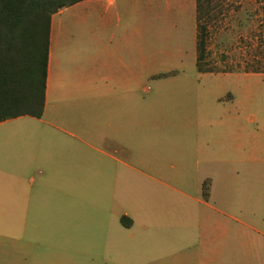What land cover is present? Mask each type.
Returning a JSON list of instances; mask_svg holds the SVG:
<instances>
[{
    "label": "crops",
    "instance_id": "crops-1",
    "mask_svg": "<svg viewBox=\"0 0 264 264\" xmlns=\"http://www.w3.org/2000/svg\"><path fill=\"white\" fill-rule=\"evenodd\" d=\"M192 1L196 17V0ZM144 5L145 0H78L51 14L43 112L40 116L21 114L0 120V127L6 122L17 125L8 132L0 130V189L3 180L16 187L21 171L34 164L47 172L40 180L42 184L75 187L67 179L65 182V174L75 161L86 159L103 166L124 163V156L128 158L131 121L141 124L146 120L130 117V92L147 71L144 38L131 35V27L138 29V9ZM194 27L196 34V19ZM155 58L156 49L149 57L150 68ZM163 119L189 128L196 124L195 132L185 139L190 152L183 155L181 163L193 168L189 177L198 184L200 194L189 196L198 202V215H188L186 209L176 215L170 210L166 227L161 222L163 213L148 211L135 229L136 213L123 208L119 213L123 227L104 230L106 252L120 250L125 259L157 264H264V137L257 118L250 115L236 120L228 132L224 123L211 129L213 121ZM3 157H8L5 169ZM126 164L184 193L177 179L165 175L166 170L158 163ZM205 181L207 195L203 194ZM230 190L232 195H227ZM26 197L29 208L25 215H33V189L27 190ZM111 207L113 211L112 203ZM123 216L126 221L130 219L129 224L124 223Z\"/></svg>",
    "mask_w": 264,
    "mask_h": 264
},
{
    "label": "rangeland",
    "instance_id": "rangeland-1",
    "mask_svg": "<svg viewBox=\"0 0 264 264\" xmlns=\"http://www.w3.org/2000/svg\"><path fill=\"white\" fill-rule=\"evenodd\" d=\"M153 1L145 0L144 7L138 9V29L131 27V35L144 38L147 71L130 92V117L146 120L141 124L131 121L128 158L124 156V163L103 166L86 159L75 161L65 174V182L75 187L42 184L47 172L38 164L21 171L17 188L3 180L0 264H25V259L59 264H157L125 259L120 250L107 253L104 230L123 227L119 220L123 208L136 213L135 229L148 211L163 213L161 222L166 227L170 210L176 215L185 209L188 215H198V202L190 197L200 194L198 184L189 177L193 168L181 163L183 155L190 152L186 141L196 124L189 128L163 118L213 121L211 129L224 123L228 132L234 121L253 115L264 137V0H202L200 21L208 32L206 56L217 67L233 68L204 72L198 71L195 63L194 1ZM130 11L133 13L132 7ZM154 49L156 58L150 68ZM15 128L16 124L6 122L0 130ZM203 130L207 131L206 126ZM125 159L143 166L158 163L165 175L177 179L184 193L148 172L127 168ZM2 162L5 169L8 157ZM111 181L115 183L106 184ZM29 188L34 194L33 215H25ZM214 190L217 195V186ZM231 191L227 195H232ZM94 230L103 232L95 234Z\"/></svg>",
    "mask_w": 264,
    "mask_h": 264
},
{
    "label": "trees",
    "instance_id": "trees-1",
    "mask_svg": "<svg viewBox=\"0 0 264 264\" xmlns=\"http://www.w3.org/2000/svg\"><path fill=\"white\" fill-rule=\"evenodd\" d=\"M78 0H0V120L30 114L40 116L45 100L51 14ZM202 0H196V68L225 71L207 58ZM208 185L203 183V194ZM122 220L129 224L130 219Z\"/></svg>",
    "mask_w": 264,
    "mask_h": 264
}]
</instances>
